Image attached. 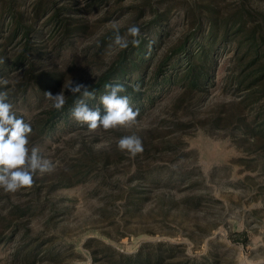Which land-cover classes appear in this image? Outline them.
I'll return each mask as SVG.
<instances>
[{
	"label": "rangeland",
	"instance_id": "obj_1",
	"mask_svg": "<svg viewBox=\"0 0 264 264\" xmlns=\"http://www.w3.org/2000/svg\"><path fill=\"white\" fill-rule=\"evenodd\" d=\"M11 1L0 0V14ZM15 1L14 12L34 25L27 19L39 0ZM50 1L66 9L62 20L80 23L81 34L60 47L63 29L40 19L34 25L40 37L31 42L41 57L28 52L25 67L0 76L1 92L25 85L34 64L33 75L59 79L52 94L63 91L68 101L74 96L70 83L92 88L118 68L127 51L110 47L113 22L121 35L138 26L144 39L152 20L164 14L166 31L144 74L135 126L89 132L72 118L43 137L30 135L29 149L38 148L55 170L37 173L32 187L15 193L0 188V264H99L101 243L126 255L161 253L163 264H208V258L264 264V76L250 87L241 84L264 69V0ZM213 19L221 36L208 81L200 89L154 85L155 62L196 31L207 35ZM5 21L10 24L8 14ZM226 29L229 37L222 36ZM3 31L0 46L8 43L10 29ZM24 46L19 36L0 47V57L5 51L12 64ZM132 78L130 72L125 80ZM32 90L26 104L22 95L10 104L35 126L53 107L46 96L37 101ZM129 135L142 140L143 152L135 157L117 146Z\"/></svg>",
	"mask_w": 264,
	"mask_h": 264
},
{
	"label": "trees",
	"instance_id": "obj_2",
	"mask_svg": "<svg viewBox=\"0 0 264 264\" xmlns=\"http://www.w3.org/2000/svg\"><path fill=\"white\" fill-rule=\"evenodd\" d=\"M16 1L12 0L8 8H3L2 13L0 14V31L4 29H10L9 36L7 39V44H3L0 47L9 46L13 41L21 36L22 40H25L24 51L10 64V61L7 58H4L6 52L4 51L0 57V76L7 75L11 68L15 67H25L26 62L28 61L27 53L35 52L38 57H41L38 52L32 46V39L34 35H39V32L35 29V24L44 17L48 19L46 25H52L54 27H60L63 29L64 38L60 41L59 46L66 47V44L71 41L70 39L81 34L82 26L77 24H71L66 19H61L60 11H65V8L56 9L55 3H52L50 0L44 1L39 0L36 6L33 8L32 16L27 19V21L34 24L25 25L24 21L25 16L22 13H15ZM19 5V4H18ZM7 11H6V10ZM9 15L11 19L10 24H5V16ZM165 15L156 16L152 22L149 29L151 30L148 33L147 37L141 39V44L139 47H132L128 52V48L125 49L127 52H124L122 55L121 62L119 63L118 68L113 69L112 71L105 73L99 81L90 88L95 92V99L88 100V106L90 108L100 107L101 116L105 114V110L102 105L99 104V98L108 91L106 85L112 84H122L126 91L121 93V95H127L130 97L131 106L134 110H140L142 107V93L140 91H134V86L139 85L140 88L144 85V74L151 64L152 56L156 45L162 40V37L165 36L166 28L163 26V21ZM243 24H239V28ZM218 21L213 19L211 22V27L205 35V32L200 33L196 31L191 40L189 38L183 39L180 43L172 49L169 55H166L161 61L159 59L155 62L153 70L151 72V79L154 85L159 84L162 87H170L173 84H182L184 86H189L190 88L200 89L201 85L208 81L210 68L214 65L216 58L214 55V48L217 44V41L220 39V30H219ZM228 29L224 30L225 37H229ZM4 33V31H3ZM228 34V35H227ZM30 63V62H29ZM34 64L26 72L27 83L19 87L18 90L10 91L7 94V103H12L17 105V101L20 100L22 95V101L24 104L27 103L25 97L28 95L29 89L33 87V95L37 101H41L42 97L45 96V92H53L55 87L59 84V79L50 74H41L33 75L35 69ZM131 72L132 79L131 81H126L125 77ZM252 73V72H251ZM264 76V69L257 72H253L244 80L241 84H245L247 81V87L258 84L262 82V77ZM250 78H253L249 80ZM262 78V79H261ZM1 92V90H0ZM21 93V94H19ZM79 98V95H74L68 101H66L62 110H56L52 108L47 113V118L45 121H42L35 126H32L30 122H27L32 127V133L37 132L40 137H43L53 131L58 123L64 121L66 124L72 119L71 111L75 106L76 100ZM19 118L25 119L23 114H20ZM25 121V120H24ZM26 122V121H25ZM261 133L264 132V121L261 124L260 130ZM30 134V135H31ZM29 135V137H30ZM28 137V138H29ZM100 246V255L101 263L99 264H163L165 259L162 257L163 254L158 253L157 257H154L151 253L144 254L143 252H138L136 255H126L121 254L114 250L113 248L101 243ZM99 256V252L95 254V257ZM34 253L29 254V259H33ZM208 264H216L215 260L208 258L206 260ZM98 261L94 260V264H97ZM194 264H202V262H195Z\"/></svg>",
	"mask_w": 264,
	"mask_h": 264
},
{
	"label": "clouds",
	"instance_id": "obj_3",
	"mask_svg": "<svg viewBox=\"0 0 264 264\" xmlns=\"http://www.w3.org/2000/svg\"><path fill=\"white\" fill-rule=\"evenodd\" d=\"M114 32L113 45L124 50L131 44L139 47L141 44L140 28L136 25L128 27L126 34H120V26L113 22ZM131 38V39H129ZM5 83H7L5 81ZM108 91L99 98V104L103 106L105 114L101 116L100 107L90 108L87 101L95 99L94 90L82 83L74 86L70 83L68 90L73 95H79L75 106L71 111L72 118L86 125L89 132L98 129L105 131L118 127H132L138 123L139 111L131 106L130 97L121 95L126 91L122 84H109L105 86ZM140 86H134V91H139ZM48 100L52 101V107L62 110L66 98L62 92L53 95L51 92L44 93ZM7 93L0 92V188L5 193H15L22 188H30L34 185V177L51 173L55 165L49 159L39 155V149H29L28 137L32 133V127L23 118H19L12 110V105L6 102ZM119 150L127 152L135 157L143 152L142 140L136 135L121 137L117 144Z\"/></svg>",
	"mask_w": 264,
	"mask_h": 264
}]
</instances>
